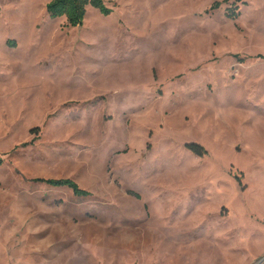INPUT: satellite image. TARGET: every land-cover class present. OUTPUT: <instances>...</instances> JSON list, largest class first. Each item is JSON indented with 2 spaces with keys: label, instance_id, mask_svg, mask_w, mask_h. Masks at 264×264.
I'll return each instance as SVG.
<instances>
[{
  "label": "rangeland",
  "instance_id": "1",
  "mask_svg": "<svg viewBox=\"0 0 264 264\" xmlns=\"http://www.w3.org/2000/svg\"><path fill=\"white\" fill-rule=\"evenodd\" d=\"M48 1L0 0V264H264V0Z\"/></svg>",
  "mask_w": 264,
  "mask_h": 264
},
{
  "label": "trees",
  "instance_id": "2",
  "mask_svg": "<svg viewBox=\"0 0 264 264\" xmlns=\"http://www.w3.org/2000/svg\"><path fill=\"white\" fill-rule=\"evenodd\" d=\"M218 6L219 3L215 2L210 9H217ZM88 8L97 10L101 15L105 17L111 14V10L106 6L104 0H49L46 5V12L50 19L56 20L64 18L67 27L77 28L83 25ZM187 149L198 157L206 155V151L201 146L195 144L188 145ZM2 163L3 161L0 158V166L2 165ZM41 181L47 183L52 187L68 188L75 196L78 197L90 196V193L88 191L80 189L79 186L70 179H50Z\"/></svg>",
  "mask_w": 264,
  "mask_h": 264
}]
</instances>
